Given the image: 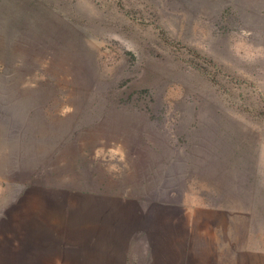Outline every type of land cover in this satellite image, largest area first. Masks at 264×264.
Wrapping results in <instances>:
<instances>
[{"label": "rangeland", "instance_id": "374dc122", "mask_svg": "<svg viewBox=\"0 0 264 264\" xmlns=\"http://www.w3.org/2000/svg\"><path fill=\"white\" fill-rule=\"evenodd\" d=\"M37 182L264 264V0H0V212Z\"/></svg>", "mask_w": 264, "mask_h": 264}, {"label": "crops", "instance_id": "0c3cea01", "mask_svg": "<svg viewBox=\"0 0 264 264\" xmlns=\"http://www.w3.org/2000/svg\"><path fill=\"white\" fill-rule=\"evenodd\" d=\"M32 186L34 199L1 208L0 264H145L139 250H134V263L131 239L146 228L155 246L151 264H208L206 253L194 254L192 235H181L178 246L173 243L176 226L168 211L158 208V216L146 222L150 220L131 211L129 215L128 206L119 204L82 222L80 205L66 201L61 191L39 182ZM95 205L104 209L103 204Z\"/></svg>", "mask_w": 264, "mask_h": 264}]
</instances>
